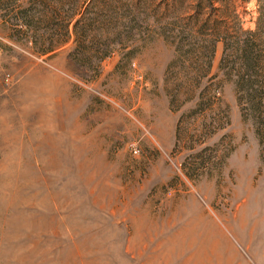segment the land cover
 I'll list each match as a JSON object with an SVG mask.
<instances>
[{
    "label": "rangeland",
    "instance_id": "obj_1",
    "mask_svg": "<svg viewBox=\"0 0 264 264\" xmlns=\"http://www.w3.org/2000/svg\"><path fill=\"white\" fill-rule=\"evenodd\" d=\"M127 3L53 0L28 30L35 1L0 0V264H264V126L222 44L192 96L175 31Z\"/></svg>",
    "mask_w": 264,
    "mask_h": 264
},
{
    "label": "trees",
    "instance_id": "obj_2",
    "mask_svg": "<svg viewBox=\"0 0 264 264\" xmlns=\"http://www.w3.org/2000/svg\"><path fill=\"white\" fill-rule=\"evenodd\" d=\"M34 1V11L33 9L27 12L23 10V15L19 19L22 28L26 27L30 30L34 24L32 18L36 15L38 23L48 16L49 20L54 22L60 19L62 10L52 9L49 6L53 0ZM114 1L117 0H112L113 3ZM249 1L128 0L123 7L133 13L140 6L155 5L151 11H148L152 17L158 16L155 22L162 28L169 29L170 32L175 31L172 40L179 58L174 64L176 63L180 69H189L188 77L185 80L179 78L177 86H187L186 89L192 96H195L201 81L208 77L216 45L221 43L222 57L219 69L226 71L233 79L234 88L238 94L237 100L247 107L249 116L262 127L264 126V0H257V16L252 21L253 28L244 29L243 16L251 15L252 12H246L242 7ZM102 8L108 9L109 2H106ZM86 9L84 3L77 10L80 12ZM75 11L76 9H69L65 19L61 18L60 23H53L51 30L59 28L58 30L63 31L64 35H68V25L77 14ZM31 13L33 17L29 18ZM149 18L146 15L144 23H147ZM100 20L96 19V22L102 23L103 20ZM80 22L78 19L73 24L74 35ZM129 22L138 26L136 18ZM54 47L56 46L50 43L41 53L48 54L54 50ZM209 99H204V103L203 99H199L198 105H207L210 102Z\"/></svg>",
    "mask_w": 264,
    "mask_h": 264
},
{
    "label": "bare ground",
    "instance_id": "obj_3",
    "mask_svg": "<svg viewBox=\"0 0 264 264\" xmlns=\"http://www.w3.org/2000/svg\"><path fill=\"white\" fill-rule=\"evenodd\" d=\"M238 219H240V218H238ZM239 223H241V221H240ZM228 229H229V228H228ZM230 230H232V229H230ZM230 230H229V231H230ZM226 231H227V228H226ZM232 231H233V230H232ZM218 233H219V232H218ZM252 233H253V232H252ZM220 234H221V233H220ZM248 239H249V238H248ZM251 239H252V238H251Z\"/></svg>",
    "mask_w": 264,
    "mask_h": 264
}]
</instances>
